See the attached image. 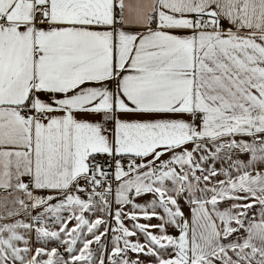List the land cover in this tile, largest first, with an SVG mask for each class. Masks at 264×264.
I'll return each mask as SVG.
<instances>
[{
    "label": "snow or ice",
    "instance_id": "6c2138e0",
    "mask_svg": "<svg viewBox=\"0 0 264 264\" xmlns=\"http://www.w3.org/2000/svg\"><path fill=\"white\" fill-rule=\"evenodd\" d=\"M0 264H264V0H0Z\"/></svg>",
    "mask_w": 264,
    "mask_h": 264
},
{
    "label": "rangeland",
    "instance_id": "374dc122",
    "mask_svg": "<svg viewBox=\"0 0 264 264\" xmlns=\"http://www.w3.org/2000/svg\"><path fill=\"white\" fill-rule=\"evenodd\" d=\"M237 139H239V137H237ZM245 139H249V138H245ZM243 158H244V157H242V159H243ZM215 166H216L217 168H219V167H220V163H217ZM219 178H222V177H218V179H219ZM151 198H152L151 196H146V197H144L143 199L138 200L137 202H138V203H145L146 201L150 200ZM181 206L183 207L182 210L184 211L185 216L188 217V213H187V210H186L187 205L184 204L183 201H181ZM157 211H158V212H161L162 210L157 209ZM143 222H144V221H141V223H143ZM126 223H129V222L126 221ZM151 223L156 224V223H159V221L156 220V219H153V220L151 221ZM70 226H71V225H70ZM168 232H169V234H171V235H177V234H178V232H177V230H176L175 228H169V229H168ZM142 239H143V238L141 237V240H142ZM142 258H143V257H142Z\"/></svg>",
    "mask_w": 264,
    "mask_h": 264
},
{
    "label": "crops",
    "instance_id": "0c3cea01",
    "mask_svg": "<svg viewBox=\"0 0 264 264\" xmlns=\"http://www.w3.org/2000/svg\"><path fill=\"white\" fill-rule=\"evenodd\" d=\"M90 119H99V117H92V118H90ZM245 138H247V137H245ZM182 208H183V207H182ZM186 210H187L188 217H189V209H188V207H186Z\"/></svg>",
    "mask_w": 264,
    "mask_h": 264
}]
</instances>
